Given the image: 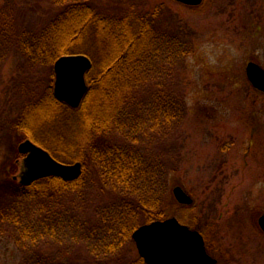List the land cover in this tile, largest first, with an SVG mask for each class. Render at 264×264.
Masks as SVG:
<instances>
[{"label":"rangeland","instance_id":"374dc122","mask_svg":"<svg viewBox=\"0 0 264 264\" xmlns=\"http://www.w3.org/2000/svg\"><path fill=\"white\" fill-rule=\"evenodd\" d=\"M6 1L0 0V8ZM19 1L24 8L14 13L17 27L42 25L43 9L37 13L33 0ZM136 2L149 13L160 6L158 23L184 36L191 51L178 63L165 64V72L154 62L150 67L156 74L139 90L140 107L126 106L125 116H132L139 107L137 120L131 117L119 122L123 131L102 139L144 152L151 163L146 184L165 197L167 218L175 217L181 224L201 230L207 253L217 264H264V234L256 222L264 214V94L252 87L245 73L249 61L264 68V0H203L196 7L174 0ZM31 6L35 13L26 10ZM6 53L0 68V184L6 173L19 183L22 171V157L15 151L26 132L15 128L13 122L26 102L40 98L47 86L51 84L53 89L54 84V72L50 80L49 70L29 66L12 44ZM155 93L165 99L180 97L184 113L180 120L161 121L154 130L155 116L161 115ZM141 118L145 127L133 129ZM40 133L39 129L36 135ZM134 133L137 143L130 146ZM55 148L52 145L51 149ZM75 162L79 161L64 163ZM89 165L84 175L92 179L97 172ZM177 186L193 199L191 205L175 200L172 190ZM96 187L93 184L81 194L66 195L63 201L74 206L73 211L64 204L56 219H49V230L35 246L26 241L27 250L15 238L8 218L2 219L5 216L0 213V264H24L35 252L52 258L65 254V260L73 264H95L97 259L84 240L93 234L94 223L103 226L97 206L106 197L100 196ZM105 194L110 197L108 191ZM8 199L7 193L0 192V211ZM45 203L34 198L20 206L17 203L32 230H45L38 218L43 206L48 209ZM50 204L52 208L56 203ZM124 256H138L133 241Z\"/></svg>","mask_w":264,"mask_h":264},{"label":"trees","instance_id":"16d2710c","mask_svg":"<svg viewBox=\"0 0 264 264\" xmlns=\"http://www.w3.org/2000/svg\"><path fill=\"white\" fill-rule=\"evenodd\" d=\"M33 1L38 7L35 12L44 11L42 25L34 28L17 27L14 13L17 15L24 8L19 0H7L0 8V68L11 44L29 66L49 70L50 80L54 62L63 55L84 54L92 61V68L86 74L88 91L77 109L59 101L49 84L40 98L23 105L13 126L25 131V139L48 150L56 160L82 162L83 172L75 181L47 177L29 186L20 185L10 179L11 173H6L0 192L7 193L9 199L1 206V217L8 218L15 238L27 250L26 241L35 246L49 230V219L59 215L64 204L73 211L74 206L63 201L66 195L81 194L82 189L94 184L100 196L106 197L97 206L103 226L98 228L94 223L93 234L84 240L91 256L97 259L95 264H145L139 256L125 257V249L139 225L167 218V202L161 191L153 193L154 186L146 184L151 178V163L144 152L116 145L102 136L121 132L124 126L119 122L136 119L141 104L139 90L156 74H152L150 66H155V62L165 72V64L178 63L190 53L191 43L178 31L170 32L158 23L160 6L149 13L136 0ZM40 3L44 5L41 7ZM32 7L26 10L31 11ZM171 97L175 101L155 93L161 115L155 116L152 129L159 127L161 121L181 119L183 101ZM127 104L139 106L132 116H125ZM144 123L141 118L133 129H143ZM39 129L42 133L37 136ZM129 140L130 146L136 144V133ZM52 145L56 148L51 149ZM86 164L96 170L95 178H85ZM17 166L14 162L13 167ZM107 191L110 197L106 196ZM27 198L47 201L44 205L48 209L45 211L43 206L38 216L44 232L32 230L27 215L22 216L17 209V203L20 206ZM50 203H56L55 207L51 208ZM29 220L31 224L32 218ZM200 233L205 239V234L201 230ZM67 257L64 254L52 258L35 252V256L24 259V264H73L70 259L65 260Z\"/></svg>","mask_w":264,"mask_h":264},{"label":"water","instance_id":"95a60500","mask_svg":"<svg viewBox=\"0 0 264 264\" xmlns=\"http://www.w3.org/2000/svg\"><path fill=\"white\" fill-rule=\"evenodd\" d=\"M186 6L196 7L203 0H174ZM92 68L91 60L84 54H68L59 57L53 64L55 97L72 109L82 103L88 86L86 74ZM246 76L251 85L264 93V69L253 61L246 65ZM24 155L20 184L28 186L46 177H59L64 181L77 180L82 174L81 162L62 163L51 154L27 139L18 145ZM16 179V178H15ZM175 200L181 205H191L193 199L180 187L172 190ZM264 232V215L258 219ZM139 257L145 264H217L207 252L202 235L181 224L175 217L154 220L140 225L131 235Z\"/></svg>","mask_w":264,"mask_h":264},{"label":"flooded vegetation","instance_id":"af4514ba","mask_svg":"<svg viewBox=\"0 0 264 264\" xmlns=\"http://www.w3.org/2000/svg\"><path fill=\"white\" fill-rule=\"evenodd\" d=\"M259 139H257L256 141H258ZM254 143V142H253ZM262 215H264V214H262ZM261 216V215H260ZM260 216H258L257 217V220H256V222H258V218L260 217ZM257 226H258V223H257ZM259 227V226H258ZM260 229V228H259ZM261 230V229H260ZM263 233V232H262ZM264 234V233H263Z\"/></svg>","mask_w":264,"mask_h":264}]
</instances>
